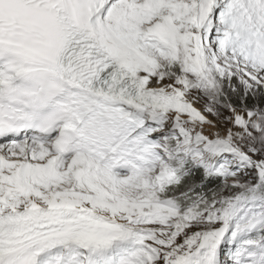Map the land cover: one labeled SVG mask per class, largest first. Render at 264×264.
I'll list each match as a JSON object with an SVG mask.
<instances>
[{"label":"snow or ice","instance_id":"1","mask_svg":"<svg viewBox=\"0 0 264 264\" xmlns=\"http://www.w3.org/2000/svg\"><path fill=\"white\" fill-rule=\"evenodd\" d=\"M0 264H264V0H0Z\"/></svg>","mask_w":264,"mask_h":264}]
</instances>
